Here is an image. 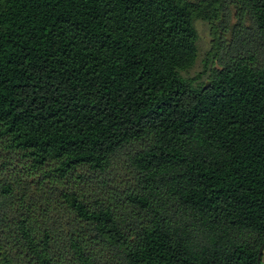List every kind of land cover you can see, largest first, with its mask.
Masks as SVG:
<instances>
[{"label": "trees", "instance_id": "16d2710c", "mask_svg": "<svg viewBox=\"0 0 264 264\" xmlns=\"http://www.w3.org/2000/svg\"><path fill=\"white\" fill-rule=\"evenodd\" d=\"M197 20L212 67L195 85ZM260 248L264 0H0V264Z\"/></svg>", "mask_w": 264, "mask_h": 264}, {"label": "rangeland", "instance_id": "374dc122", "mask_svg": "<svg viewBox=\"0 0 264 264\" xmlns=\"http://www.w3.org/2000/svg\"><path fill=\"white\" fill-rule=\"evenodd\" d=\"M233 22V20L231 21ZM195 28L197 31V58L192 68L182 73L185 78L194 79L195 85L206 83L209 75V71L212 67V63L208 60V52L211 46L212 35L210 32L209 24L202 20L195 22ZM128 173L125 170V166H115L112 172V178L116 179L126 178ZM108 178V176H107ZM110 182V185H117L116 180ZM94 184H92V187Z\"/></svg>", "mask_w": 264, "mask_h": 264}, {"label": "crops", "instance_id": "0c3cea01", "mask_svg": "<svg viewBox=\"0 0 264 264\" xmlns=\"http://www.w3.org/2000/svg\"><path fill=\"white\" fill-rule=\"evenodd\" d=\"M261 263L264 264V248H263V251H262Z\"/></svg>", "mask_w": 264, "mask_h": 264}, {"label": "water", "instance_id": "95a60500", "mask_svg": "<svg viewBox=\"0 0 264 264\" xmlns=\"http://www.w3.org/2000/svg\"><path fill=\"white\" fill-rule=\"evenodd\" d=\"M262 251H263V248H260L258 258H261Z\"/></svg>", "mask_w": 264, "mask_h": 264}]
</instances>
